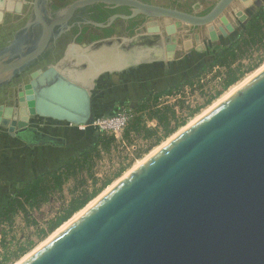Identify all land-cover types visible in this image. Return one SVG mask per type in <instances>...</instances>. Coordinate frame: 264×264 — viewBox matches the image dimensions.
I'll use <instances>...</instances> for the list:
<instances>
[{"label":"water","instance_id":"95a60500","mask_svg":"<svg viewBox=\"0 0 264 264\" xmlns=\"http://www.w3.org/2000/svg\"><path fill=\"white\" fill-rule=\"evenodd\" d=\"M251 1L217 0L196 15L139 0H74L57 9L52 0H31L25 22L0 47V88L46 59L75 26L103 29L142 15L162 20L168 33L178 25L207 27L216 39L214 24L229 27L226 12ZM96 3L130 14L95 22L85 11ZM111 39L74 40L49 73L31 72L44 81L22 85L9 130L22 124L18 110L24 119L38 113L88 125L94 81L136 63L134 50L123 48L133 38L107 45ZM65 60L70 66L60 70ZM19 264H264V69Z\"/></svg>","mask_w":264,"mask_h":264},{"label":"crops","instance_id":"0c3cea01","mask_svg":"<svg viewBox=\"0 0 264 264\" xmlns=\"http://www.w3.org/2000/svg\"><path fill=\"white\" fill-rule=\"evenodd\" d=\"M27 1L0 0V45L1 41L9 39L13 31L25 22L29 12ZM234 6L226 15L229 27L222 21L214 24L216 39H211L209 28L206 27V34L211 42L228 40L226 36L233 31L236 23L234 14L238 8ZM187 33L185 27L179 29L176 26L172 33H168L166 23L162 20H148L145 29L131 43L123 45L126 50H134L136 63L122 71L105 72L94 81L90 95L93 118L110 114L116 103H124L132 108L150 90L160 92L192 74L202 64L200 58L201 53L206 50V41ZM112 41L122 42L115 37L106 44L110 45ZM98 46L99 44L95 48ZM48 67L33 71L48 72ZM59 68L64 70L67 67L61 65ZM31 72L22 85L32 81L38 83L40 73L32 77ZM13 91L15 107L18 108L21 89ZM6 107H11V111L7 112ZM15 107L0 104V191L8 194L12 193L11 188L16 184H22L26 166L41 173L58 167L68 156L81 151L85 145L79 131L89 129L87 125L83 128L82 125L65 119L38 113L29 114L24 119L25 113L18 110L17 120L22 124L10 131L9 123L14 117ZM74 138L77 141L74 142ZM79 146H82L81 149Z\"/></svg>","mask_w":264,"mask_h":264},{"label":"rangeland","instance_id":"374dc122","mask_svg":"<svg viewBox=\"0 0 264 264\" xmlns=\"http://www.w3.org/2000/svg\"><path fill=\"white\" fill-rule=\"evenodd\" d=\"M260 7H264V0H252L250 5L243 8L242 12L245 17L242 21L235 20L233 31L226 36L228 40L211 42L206 39V42H204L206 43V50L201 53L200 58V62L202 61L201 66L206 65L208 62L206 52L212 51L215 46H225L232 42L237 37L238 31L244 25L246 19ZM262 43H264V35L261 42H250L247 52L240 56L230 68L217 66L203 68L199 76L192 79V84L185 82L190 79V74L184 84H182L183 80L179 82L180 86L175 87L172 94L162 95L156 101V106L148 107L145 111L148 116L150 112L158 110L156 120L149 119L146 121L148 127L157 130L155 134L147 137L146 133L141 130L126 135L127 128H125L118 139L111 141L107 147L100 145L98 152H92L91 159L84 165L83 169L78 171L76 175L70 176L59 190L51 193L48 201L42 202L39 207L27 206L26 214L18 212L14 216L13 222L4 223L0 230V264H18L24 260V257H28L31 252L33 253L39 249L40 246H43V242L45 243L51 237V234L53 235L56 230L93 200L103 196L109 188L114 187L116 185L114 183L119 182L118 180L121 181V178L127 176L128 172L133 171L132 169H135V166L137 167L141 161L146 160L150 153L152 155L155 148H160L166 141L169 142L168 139H172L176 132L178 133L186 128L184 126H188L189 123L195 122L196 117L202 116L207 108L209 109L212 104L228 94L233 87H236V84L238 86L240 82L244 81L243 79L246 80L250 77L249 75L252 76L258 68L264 66V47ZM201 66L195 71H198ZM233 77H237V80L227 86L226 83L231 81ZM13 90L12 87L5 90L4 100H0V104L11 105L15 101ZM95 135V132L90 128L79 131V136H83L84 139V147L93 142ZM75 141H77L76 138H74ZM81 147L79 146V149ZM20 186H22L21 183L16 184L14 188H11V192L13 193L15 188ZM95 191H97L96 194L85 206L76 211L51 233L40 239L41 229H45L50 219L57 217L64 208L73 204L76 196H81L84 192L93 193ZM30 243H34L33 246L22 255H19L21 249L27 247ZM17 255L19 256L17 257Z\"/></svg>","mask_w":264,"mask_h":264},{"label":"trees","instance_id":"16d2710c","mask_svg":"<svg viewBox=\"0 0 264 264\" xmlns=\"http://www.w3.org/2000/svg\"><path fill=\"white\" fill-rule=\"evenodd\" d=\"M148 1V0H144ZM61 5L52 4V8H58ZM105 4L98 3L93 10L97 11V14L92 15V20L100 23L106 22L108 16L112 13L127 10L126 7H118V8H106ZM141 16V15H140ZM138 16V17H140ZM133 20V19H132ZM130 20V21H132ZM135 22V21H133ZM86 29V27H85ZM84 29V31H85ZM102 34L105 37L112 35L115 31L114 25L108 28L100 29ZM264 35V7H260L257 11L251 13V15L246 19L244 25L240 28L237 33V37L227 45L215 46L212 51L207 54L208 62L206 65L201 66L198 71H193L190 75V79H184L182 84L188 82L192 84V79L199 76L203 68L214 66L217 67H226L230 68L231 65L239 59L240 56L245 54L248 50V44L250 42H261ZM83 35L78 37V40H81ZM99 36L97 34H93L90 36L91 40L98 39ZM264 47V43H262ZM186 80V81H185ZM237 80V77H233L231 81L227 82L226 85H231L233 82ZM185 81V82H184ZM179 82L175 85H172L166 88L163 91L150 90L141 101L137 103L136 106L132 107V117L129 121L126 135L130 132L137 133L139 131H144L147 137L152 136L157 132L156 129H152L146 125V121L149 119H157L156 112H150L147 116L145 111L148 107L156 106V101L162 95H170L172 94V90L175 87H178ZM124 104V103H116L114 105V111L116 110V105ZM113 111V112H114ZM111 112L110 114H112ZM107 114V115H110ZM90 130L95 132V138L93 142L84 147L81 151L68 156L63 162L56 168L52 170L43 171L41 173H36L32 168L26 166L24 169L22 186L15 188L12 194H8V192L0 191V230L4 223L13 222L14 216L18 212H22L26 214V207H39L42 202L48 201V197L51 193H54L56 190H59L62 184L70 177L77 174L78 171L82 170L84 165L91 159L92 152H98L99 146H108L111 141H115L113 136L102 135L96 132L94 129L89 127ZM97 191L93 193L84 192L81 196H76L74 198V203L69 207L64 208L62 213H60L57 217L50 219L47 227L45 229H41L40 239L51 233L54 229L59 227L63 222L67 221L76 211L85 206L91 198L96 194ZM34 243H30L27 247L21 249L19 255H22L26 251H28ZM17 255V257L19 256Z\"/></svg>","mask_w":264,"mask_h":264},{"label":"flooded vegetation","instance_id":"af4514ba","mask_svg":"<svg viewBox=\"0 0 264 264\" xmlns=\"http://www.w3.org/2000/svg\"><path fill=\"white\" fill-rule=\"evenodd\" d=\"M72 1H74V0H52V4H58V5H61L60 7H63ZM139 1H142L145 3L157 4V5L164 6V7L178 9V10L188 12L191 14L204 15V14L208 13V11L212 8V6L216 3L217 0H148V1L139 0ZM27 2H29V1H27ZM52 4H51V7H52ZM97 4L98 3L94 4L92 7L88 8L85 11L91 20H92L91 16L94 14L95 15L97 14L96 10L92 11L91 9H93V7H95ZM60 7H58V8H60ZM104 7H106V8H118V7H113V6H109V5H105ZM119 7H124V6H119ZM234 7L238 8L237 13L235 12V14H234L235 19L240 20L243 7L241 8L240 2L239 3L237 2ZM126 8H127V10H125V11L121 10V11L112 13L110 16L115 15V14L129 15L130 9L128 7H126ZM53 9H55V8H53ZM239 10L241 12H239ZM227 13L228 12H226V15H228ZM110 16H108V18ZM138 16H140V15H138ZM138 16L131 18L129 20L117 19L116 21H114V23L112 25H114L115 31L112 35H110L108 37H105L102 34V31L100 29L95 28L92 25L86 24V25L73 27L71 30L65 32L58 39L53 51L51 52V54L47 55L46 59H44L42 62L38 63L33 69L26 72L23 77H20L11 85H9L7 87L0 88V100H4L5 90L7 88L12 87L15 90L17 88L21 89L23 82L25 81V79L27 78L28 74L31 71H33L37 68H41V69L46 68L47 66H49L51 64H56L64 56L65 51L68 49V45L71 42H73L74 40H75V42L80 44V43H91L93 41H98V40H102V39H106V38H115L116 37L118 41H120L122 39L134 38L137 34H139L142 30L145 29V25H146L147 21L149 20V19H146L145 17H143L142 15L140 17H138ZM130 20H132V21H130ZM133 21H135V22H133ZM85 27H86V29H85ZM183 27H185V29L188 31L187 35L190 34V35H193L195 37L197 35V37L203 38V40L210 38L206 34V27H191V26H183V25L182 26L181 25L176 26V28H179V29H181ZM84 29H85V31H84ZM93 34H97L99 36V38L96 40H91L90 36ZM80 35H83V38L81 40H78V37ZM9 39H7L5 41H1L0 47L2 45H4ZM70 63L71 62L65 60V62L63 63V66L69 67ZM10 106L15 107L16 106L15 102H12V104Z\"/></svg>","mask_w":264,"mask_h":264},{"label":"built area","instance_id":"2783aa9c","mask_svg":"<svg viewBox=\"0 0 264 264\" xmlns=\"http://www.w3.org/2000/svg\"><path fill=\"white\" fill-rule=\"evenodd\" d=\"M131 117L132 109L126 104H118L112 114L95 117L87 126L99 134L118 139L128 126Z\"/></svg>","mask_w":264,"mask_h":264},{"label":"bare ground","instance_id":"6f19581e","mask_svg":"<svg viewBox=\"0 0 264 264\" xmlns=\"http://www.w3.org/2000/svg\"><path fill=\"white\" fill-rule=\"evenodd\" d=\"M262 65V64H261ZM262 69H264V66H261L260 68H258V70H256L255 72H254V74L251 76V75H249L250 77L249 78H247L246 80L245 79H243L244 81L241 83L240 82V84L237 86V84L235 85L236 87H233V89L228 93V94H226L225 96H223L220 100H218L216 103H214V104H212V106H210L209 107V109L207 108V111H205V113H203V115H205L208 111H210L212 108H214L215 106H217L219 103H221L224 99H226L229 95H231L232 93H234L237 89H239L243 84H245L247 81H249L254 75H256L257 73H259ZM202 115V116H203ZM199 116H200V114H199ZM202 116H200V117H202ZM200 117H196L197 119H199ZM194 121V120H193ZM196 121V120H195ZM192 123H194V122H192ZM189 125H191L190 123L188 124V126ZM187 125L186 126H184V127H188ZM185 128H183L181 131H179L178 133L176 132L175 134H174V136H173V138L175 137V136H177L180 132H182L183 130H184ZM172 138V137H171ZM172 138V139H173ZM171 140V139H170ZM169 139H168V141H170ZM167 143V141L164 143V144H162V146L163 145H165ZM162 146H160V148L162 147ZM156 150H158L159 149V147L158 148H155ZM153 150V151H156V150ZM152 151V153H154ZM149 156H151V153H150V155ZM149 156H147V157H149ZM146 159V158H145ZM144 161V160H143ZM143 161H141V163L143 162ZM141 163H139V164H141ZM137 165V164H136ZM139 166V165H138ZM135 168H136V166H135ZM132 170H134V168L132 169ZM127 174V173H126ZM128 174H129V172H128ZM126 176V175H125ZM124 176V177H125ZM120 179V178H119ZM121 179H123V178H121ZM118 181H120V180H118ZM118 183V182H117ZM117 183H114V185L115 184H117ZM113 187V186H112ZM109 188V187H108ZM110 189H112V188H109V190ZM108 190V191H109ZM108 191H106V192H108ZM104 195V194H103ZM100 197H102V196H99L98 198H96L95 200H93L91 203H89L84 209H82L80 212H78L76 215H74L73 216V218L72 219H70L69 221H67L66 223H64L58 230H56L55 231V233L52 235L51 234V237L50 238H48V240L46 241V242H48L50 239H52V237H54L56 234H58L61 230H63L66 226H68L71 222H73L78 216H80L84 211H86L88 208H90ZM45 242V243H46ZM44 242H43V245L45 244ZM42 244V243H41ZM41 247V246H40ZM37 249V248H36ZM32 253V252H31ZM30 254V253H29ZM28 256V255H27ZM24 259H25V257H24ZM21 262V261H20ZM19 264V263H18Z\"/></svg>","mask_w":264,"mask_h":264}]
</instances>
